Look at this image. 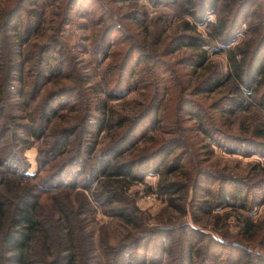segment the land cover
Returning <instances> with one entry per match:
<instances>
[{
  "label": "rangeland",
  "instance_id": "rangeland-1",
  "mask_svg": "<svg viewBox=\"0 0 264 264\" xmlns=\"http://www.w3.org/2000/svg\"><path fill=\"white\" fill-rule=\"evenodd\" d=\"M100 1L105 10L113 14L111 18L123 28L127 24L131 27V20L127 16L126 20L119 18L129 9L135 12L137 22L140 24L139 28L143 25L150 28L149 22L155 15L165 16V25H167L165 35L167 36L179 30L182 20L194 21L189 13L182 10L184 6L181 3L182 0L166 1L161 4H151L149 0L119 1L112 4L113 8L105 3V0ZM26 2L28 7L35 9L41 7L45 11L38 21L41 23L39 30L36 32L31 26L29 38L26 39V33L15 32L17 27L14 26H20L21 19H13L6 27H2L0 32V95L3 97L1 101L8 103L10 107L6 116L3 115L0 118V192L9 197L10 190L17 183L24 186L33 185L38 189L35 192L39 196L40 217H45L44 223L50 229V240H46L45 243L48 241L51 246L47 244L48 249L42 251L38 245L33 244L29 250L31 258L42 257L48 261L47 264L67 263L66 251L63 249L66 244L59 245L56 242L51 230L54 219L51 217L47 219L44 215L48 208L56 205L57 200L68 201L72 209L76 211L79 229L76 248L79 255L75 256L76 260L73 264H202V262L203 264H240L238 260L244 255L239 249L241 247L254 253L259 252L264 257L263 246L257 244L264 228H256L253 241L237 237L244 218H247L254 226L264 221V200L254 201L243 207L235 202V198H229L230 203H224L216 201L215 198L208 200L204 194V189L212 183H220L221 191L228 192L230 195L234 186L240 188L245 185L249 187L248 190H251V185L264 177V144L249 143L240 149L233 148V151H227L228 147H232V139L227 136L222 137L220 142L218 141L221 145L219 146L210 139L212 133L205 136L193 130L190 134H193L195 147H192L187 137L177 138L174 136L175 133L166 130L167 124L163 120L165 117L160 111L159 115H162V119L156 124L153 123L154 127L146 130L144 136L132 147L129 145L131 140H126L120 146L111 147L109 152L103 151L116 131L127 130L131 117L141 107L137 103H145L142 94L144 90L137 87L139 84L132 89L130 84L126 90L120 85L113 88L107 75L103 77L104 65L108 58H101L97 50L99 46L95 47L92 44L95 40L93 33L95 34L98 28L104 27L107 21L93 24L91 15H96L98 8L91 6V12L86 14L78 9L79 14L74 12L70 20L56 25L54 20L57 15L54 12L58 10L57 3L60 4L61 0H34V2L26 0ZM4 4L5 0H0V19L5 16L6 10H2ZM205 15L208 20L215 18L214 13ZM253 17L254 14L249 19ZM258 20L259 18H254V21ZM194 25L201 37L206 39L210 37L206 32L205 23L195 22ZM250 36L252 34L249 28L247 29L245 20L240 23L231 39L226 42L222 40L223 45L218 39L210 40V47H207L208 61L219 73L225 74L227 48L237 44L242 45V42ZM20 39L26 40L21 42ZM42 43L43 46L45 45L43 51L42 46L39 47ZM121 45L122 42L117 38L111 42L110 48L114 49ZM186 50L180 48L169 57L184 53ZM41 55L42 59L39 62L38 57ZM69 57H73L72 60ZM21 58L24 59L21 77L17 80L13 73H18ZM141 59V65L147 63L146 60ZM45 67H49L55 73L51 75L49 72L42 77L40 74ZM11 68L12 70H9ZM8 71L9 75L12 73L10 75L12 79L8 81L9 86H6ZM233 86L234 82L229 81L210 92L189 93L185 96L188 99L198 98L204 104L221 95L230 94L232 91L230 88ZM240 87L246 89L243 84ZM58 88L65 89L47 98L48 93ZM18 89L21 95L13 96ZM248 89L249 91L244 90L246 93H242L241 96L242 108L235 109L230 114H221L219 110L215 112L210 110L207 113L213 115V118L217 119L216 126L225 133H230L229 135L248 137L253 129H261L262 136L253 138L264 141V107H260L255 102L253 93L250 91L252 88ZM84 93L94 98L93 102L103 101L107 106L105 114H102L99 109L92 112L93 115H89L87 119L88 123L91 119L106 118L107 128H109L117 121L124 119V126L120 128L113 126L110 130L96 131L92 130L89 124L87 127L89 133H81L82 138L88 139V144H84L86 147L83 151L76 149L73 141L74 136L78 134V128L74 130L75 134L71 143L52 148L53 134L64 122L61 118L68 119V122H64L65 124L73 120L74 122L82 120L79 116H82L81 98L85 96ZM69 94L72 96L69 97ZM168 97L171 98L170 94L165 96V99ZM186 103V100H181L180 107H185ZM199 111L201 118L205 117L203 120L205 127L213 131L208 124L210 122H207V116L203 113L204 109ZM181 114L185 115L184 111ZM147 115L150 121L154 119V116L159 119V115L152 111ZM32 126L39 131L38 136L29 134ZM158 139L174 140L175 144L172 145H177V148L167 155L166 161L172 162L174 160L172 155H178L179 158L182 156L181 163L188 158V165L184 163L185 165H181L178 170L166 176L163 175L156 166L159 159L172 147V145L167 146L148 159L145 163L148 169H145L143 174L138 172L134 178L123 181L118 178L121 191L117 201L108 202L110 198L104 200L106 198L100 191L95 190L97 183L94 179L98 178L96 177L98 168L86 175L87 165L89 170L96 163L99 165L101 162L100 165H104L100 154L107 152L103 154L104 162L112 154L119 153L118 162H122V168H126L129 166V160L143 154V150ZM188 145L191 146V150ZM10 150L13 153L10 154ZM160 179L162 181L176 180L181 187L175 194L171 193L172 198H170L180 205L177 209L174 210L168 205L169 193L162 192L159 188ZM117 206L130 213V224H126L115 216L114 208ZM55 219L57 225H63L61 218ZM129 238L131 243L128 241ZM187 242L193 249L191 254L187 253ZM225 243L233 246L223 248ZM182 244L185 251L182 250ZM89 245L92 246L91 251L94 253L91 259L86 252V246ZM123 248L126 250L123 251ZM9 254L0 247V264H14L6 258ZM56 254H58L57 257ZM226 254L231 255V259L226 261L221 258V255L226 257ZM62 255H65V258H62ZM41 263L34 260L31 264Z\"/></svg>",
  "mask_w": 264,
  "mask_h": 264
},
{
  "label": "trees",
  "instance_id": "trees-1",
  "mask_svg": "<svg viewBox=\"0 0 264 264\" xmlns=\"http://www.w3.org/2000/svg\"><path fill=\"white\" fill-rule=\"evenodd\" d=\"M119 1L129 0H105V3L112 6L113 3ZM166 1L176 2L178 0H149L151 4H161ZM26 3V0H5L2 10L5 9L6 11L5 16L0 19V32L2 27H6L8 22L13 19H21L20 26H14L17 27V31L15 32H19L20 34L21 32L26 33V39L29 38L31 26L34 27L32 30L36 32L39 30L41 23H38V21L45 11L41 7L37 9L28 7ZM181 3L184 5L182 10L185 13H189L194 21L182 20L179 24V30L168 36L165 35L167 25H165L166 17L163 15H155L153 20L149 22V24H151L150 28H148L147 25L140 26L139 28L140 24L137 22L135 12L129 9L125 14L120 15L119 18L126 20L127 16L129 20H131V27L127 24L123 28L111 18L113 14L105 10L100 0H61L60 4L57 3L58 10L54 12V14L57 15L54 20L56 25L70 20L74 12L79 14L78 9L86 14L91 12V6H93V8L94 6L98 8V13L94 16L91 15V20L94 21L93 24H98L104 20L108 21H106L104 27L98 28L95 34L93 33L95 40L92 41L95 47L99 46L97 50L100 57L103 59L108 58V61L104 65L103 77L107 75V79L109 82H112L113 88L120 85L126 90L129 88L130 84L131 89L139 84L137 87H141L144 90L142 94L145 103H137V105L141 107L138 112L131 117V122L126 128L127 130L119 129L116 131L112 135V140L110 139V143L108 146L104 147L105 149L103 151L108 150L109 152L111 147L120 146L123 142H126V140H131L129 145L132 147L144 136L146 130L153 128L154 124L162 119V115H159L160 111L163 112L165 117L163 120H165L167 124L166 130L175 133L174 136L177 138L187 137L192 147H195V145H193V134H190L193 130L205 136H209V133H212L210 139L219 146L221 145L218 141L220 142L222 137L227 136L232 139L234 145L231 144L232 147H228L227 151H233V148L240 149L243 146L249 145V143L257 145L261 143L264 144V141L255 140L253 138L254 136H262L261 129H253L248 137L229 135L230 133L227 134L220 129V127L216 126L215 122L217 119L215 120L213 115L211 116L207 113V111L210 110L214 112L219 110L221 114H230L235 109L242 108L241 96L242 93H246L244 90L249 91L248 88H252L250 91L253 93L255 102L260 107H264V0H182ZM113 7L114 6H112V8ZM216 11H219V13H216ZM206 13H214L215 18L213 20H208L205 15ZM253 14L254 17L250 20L249 18ZM254 18H259V20L254 21ZM245 20L247 29L249 28V32H251L252 36L244 40L246 42L243 41L242 45L237 44L227 48V71L225 74H221L207 59V47H210V40L218 39L221 43L222 40H224L223 42L228 41L234 36L240 23ZM195 22L205 23L207 28L206 32L210 36V39L200 36L196 31ZM96 35L98 36L97 39ZM117 38L122 42V45L111 49V42ZM26 39L20 40L24 42ZM39 47H41L43 51L45 45L43 46L42 43ZM180 48H185L187 50L179 55L169 57L170 54ZM38 58L40 62L42 55ZM69 58L72 60L73 57ZM140 59L146 60L147 63L141 65ZM23 60V58L19 59L20 67L17 69L18 73H13V76H15L17 80H20L21 77ZM9 70H12V68ZM49 72H51V75L55 73L49 67H45L40 75L44 77V75H48ZM11 74L12 73H10V75ZM10 75L8 71L6 86H9L8 81L12 79ZM229 81L234 82V86L230 88L232 90L230 94L216 97L208 103L206 102L203 104L198 98L188 99V97L185 96L189 93L197 94L210 92L220 86H224ZM241 83L246 89L240 87V85H242ZM68 88L71 89V87ZM63 89L65 88H58L51 91L47 94V98ZM257 92L258 94H256ZM169 94L171 98L168 97L165 99V96ZM20 95L21 91L18 89L13 96ZM71 96L72 95L69 94V97ZM2 98V95H0V118L3 115L6 116L8 109H10L8 103L1 101ZM93 99L94 98L87 94L81 98L83 107L82 116L79 117H81L82 120L77 122L73 120L71 123H68V125L64 123L68 122V119L64 117L61 118L64 122L59 125L58 129L55 130L53 134L52 148H58L71 143L72 137L75 134L74 130L78 128V134L74 136L73 141L76 145V149L83 151V148L86 147L84 144H88V139L82 138L81 133H89L87 130L89 124L92 130L96 131L103 129L110 130L113 126H117L118 128L124 126V119L117 121L115 125L109 126V128H107L108 124L106 118L97 120L91 119L90 123H88L87 119L89 115H93L92 112H96L99 109L102 114H105V109L107 108L103 101L99 103L97 100L95 103ZM181 100H186L187 103L185 107H180ZM97 104L99 105L98 107ZM15 106H17L16 103ZM202 109H204L203 113L207 116V122H210L208 124L211 125L210 127L213 131H209V129L205 127L203 121L205 117L202 119L199 115V110ZM150 111L159 115V119L154 116V119L151 120L153 122L148 120L149 115L147 114ZM182 111H184L185 115L181 114ZM29 134L38 136L39 131L32 126V128L29 129ZM158 140H155L148 148L146 147L147 149L143 150V154H139V156L131 159V161L129 160V166L126 168H122L123 163L118 162L119 153L112 154L111 156L109 155L110 157H106L108 159L104 162L105 155L103 154H107V152H102V154H100V158L104 165L101 166V162L99 164L100 166L96 163L90 170L87 165L86 175L95 168H98V174L96 176L98 178L94 179L97 183L95 185V190L100 191L102 196L106 198L104 200L110 198L108 202L117 201L121 191V187L118 184L120 179L118 178H121L123 181L134 178L138 172L143 174V172L148 169V165L145 163L153 154H157L165 147L175 144L173 143L174 140ZM191 146L188 145L189 148ZM175 148H177V145H172L165 155L159 159L156 166L165 176L178 170L181 165H188V158L185 162L181 163L182 156L179 158L180 156L178 155H172V159H174L172 162L171 160L166 161L167 155L174 151ZM11 153H13V151L10 150V154ZM14 155L15 154H13V156ZM22 176L27 177L29 175ZM218 182L220 181L218 180ZM158 183L162 192L168 191L169 193L168 205L172 206L174 210L177 209L180 205L170 199L172 198L171 193L175 194L181 188L178 186L177 181H162V179H160ZM212 184L207 189H204V194L208 200L215 198L216 201L219 200L224 203H230L231 200L229 198H235V202L243 207H246L247 204H251L254 201L261 202L264 200V177L259 178L257 182L254 183L256 185H251V190H248L249 187L245 185H242L240 188L235 186L232 187V195L228 192L221 191L220 183ZM36 190H38L37 187L33 185L24 186L23 184L17 183L13 185L10 190L11 195L9 197L4 196L0 192V247L2 250L10 253L6 258L10 259L14 264H31L34 260L42 262L41 264L48 263V261L42 259V257L32 259L29 251L33 244L38 245L42 251L47 250L48 245H50V243H48L50 240V229L48 225L44 223L45 217H40V202L38 193L35 192ZM204 203L206 204V201H204ZM55 204L56 205H52L51 208H48L44 215L47 216V219L50 217L54 219L51 230L54 233L56 242L59 245L66 244L65 248H63L64 251H66L67 263L65 264H73L76 260L75 256L79 255V251L76 248L78 243L77 235L79 234L76 211L72 209L70 203L66 200H57ZM114 209L116 210L115 216L125 221L126 224L131 223L130 213L119 208V206ZM58 217L63 220V225H57V220L55 218ZM263 222H259L257 226H254L247 218H244L237 237H241L243 240L253 241L256 235L254 231L256 228L258 229V227L264 228ZM42 236L44 238H41ZM46 240H48L47 243H45ZM128 241L131 243V238H129ZM214 242H216L218 246H221L217 241ZM257 244L264 248V231L261 233ZM229 246L232 247L233 245L225 243L223 248H229ZM181 247L182 250L185 251L183 244ZM239 249L243 251L244 255L238 260V263L247 264L249 262H255L264 264L263 254L256 251L255 253L251 250L248 251V249L246 250L244 247ZM91 250L92 246H86L89 259L94 256ZM125 250L126 249L123 251ZM186 250L188 254H191V250H193L190 248L189 242L186 243ZM55 256L57 257L58 254ZM225 256L226 257H223V255H221V258L224 260L226 259V261L231 259V255L226 254ZM63 257L65 258V255H62V258ZM53 262L54 261H52V263Z\"/></svg>",
  "mask_w": 264,
  "mask_h": 264
}]
</instances>
